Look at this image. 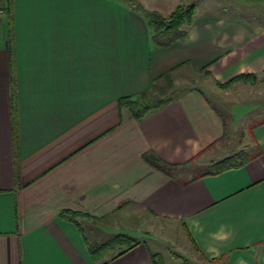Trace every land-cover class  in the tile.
I'll return each mask as SVG.
<instances>
[{
    "label": "crops",
    "instance_id": "1",
    "mask_svg": "<svg viewBox=\"0 0 264 264\" xmlns=\"http://www.w3.org/2000/svg\"><path fill=\"white\" fill-rule=\"evenodd\" d=\"M138 1L165 16L189 3ZM5 6L0 264H153V252L167 264L140 236L153 234L156 222L171 228L167 240L183 233L208 262L264 264V114L238 129L237 115L227 120L202 90L216 98L231 89L230 104L257 101L242 95V82L253 81L223 84L264 74V22L198 13L197 6L188 34L159 47L144 14L125 0ZM168 71L201 75L204 85L173 93L141 120L119 109L120 98L150 91ZM239 150L252 156L241 167L195 170ZM149 151L175 165L173 172L151 165ZM65 210L79 215L64 218ZM118 234H134L136 243L100 257L90 252Z\"/></svg>",
    "mask_w": 264,
    "mask_h": 264
},
{
    "label": "rangeland",
    "instance_id": "2",
    "mask_svg": "<svg viewBox=\"0 0 264 264\" xmlns=\"http://www.w3.org/2000/svg\"><path fill=\"white\" fill-rule=\"evenodd\" d=\"M125 1L129 3L128 0ZM188 2L197 4L198 13L237 16L244 18L254 24L264 22V0H189ZM240 80L254 82L252 84H248L247 82H245L247 83L245 84L242 82L241 89L243 90V94H241L244 97L246 94L247 98L250 97L251 99L257 100L254 101L251 105L243 102L230 104L233 102L232 100H234L235 96H233L234 94L231 89L227 90L226 88L233 86ZM240 80H237L230 85L223 87V89L226 90L220 91L219 96L216 98H214L209 91H206L203 88L202 90L206 98L215 107L223 110L224 116L227 120L231 115H237L236 127L243 130L245 129L244 125L252 123L254 119L259 118L264 114V74L260 75V77L251 76V78H248L246 80ZM160 83H162V87L165 86L163 88H165L167 94H170L172 92L174 94H179L191 87L204 85V81L201 75H184L177 77L173 76L171 87L166 86L165 84L167 83H164L163 81H160ZM206 88L208 89V87ZM236 94L241 96L240 92H237ZM222 102L228 103L229 105L227 104V106H224L221 104ZM239 132L240 130H238L237 137H239L241 134V132ZM215 168L216 167L212 164L196 167L195 170L206 172L214 170ZM153 226L155 228V230L152 231L153 234L142 233L140 236H142V238L147 243L150 242L151 244H154L156 248L162 251L167 264H214L212 262H208V260L201 256L190 244L189 240L186 239L185 235L183 233H180V231H177L176 233L173 230V237H171V240H167V238H169L168 236L172 233L168 232L171 230V228L168 229L164 224L159 225V223L157 222L154 223ZM130 236L134 238V236L136 235L130 234Z\"/></svg>",
    "mask_w": 264,
    "mask_h": 264
},
{
    "label": "trees",
    "instance_id": "3",
    "mask_svg": "<svg viewBox=\"0 0 264 264\" xmlns=\"http://www.w3.org/2000/svg\"><path fill=\"white\" fill-rule=\"evenodd\" d=\"M128 2L132 7L140 9L144 14L151 30L152 43L159 47H168L188 34V28L194 22L197 8L196 3L180 4L170 15L165 16L158 11L144 9L137 0H128ZM248 78H251V75H238L223 84V86H228L237 80H246ZM160 81L167 83L165 85L171 87L173 82L172 72L168 71L155 79L150 91L142 93L137 97L120 98L118 100L119 109H127L131 117L136 120H141L150 112L163 107L172 100L173 92L167 94L165 88H163L165 86L162 87ZM144 157L151 165L166 174H171L174 170L175 165L163 161L154 151L145 153ZM251 158L252 156H250L247 151L239 150L228 157L214 162L213 165L216 168L212 170V173L217 174L231 168L241 167ZM17 173L18 167L16 166V180L18 177ZM61 215L64 218L75 220L79 214L65 210L61 212ZM135 243L136 240L133 237L127 234H118L103 244L89 245V250L94 256L100 257L120 245L131 246ZM151 259L153 264H165L161 253H151Z\"/></svg>",
    "mask_w": 264,
    "mask_h": 264
},
{
    "label": "built area",
    "instance_id": "4",
    "mask_svg": "<svg viewBox=\"0 0 264 264\" xmlns=\"http://www.w3.org/2000/svg\"><path fill=\"white\" fill-rule=\"evenodd\" d=\"M7 0H0V14H4L6 12V3Z\"/></svg>",
    "mask_w": 264,
    "mask_h": 264
}]
</instances>
